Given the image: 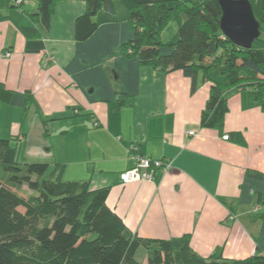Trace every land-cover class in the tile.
<instances>
[{
  "label": "crops",
  "instance_id": "obj_1",
  "mask_svg": "<svg viewBox=\"0 0 264 264\" xmlns=\"http://www.w3.org/2000/svg\"><path fill=\"white\" fill-rule=\"evenodd\" d=\"M22 10L33 14L38 5L25 0ZM116 10L115 16L99 13L98 30L77 42L76 20L87 3H58L50 33L42 31L46 49L40 54L26 52L20 15L3 12L10 16L0 22V83L16 93L30 92L36 101L26 114L19 108L7 139L18 153L23 148V161H47L34 163L50 170L58 166L62 181H87L93 190L109 187L107 206L133 235L159 240L190 235L191 249L202 259L261 256L264 218L253 210L264 182L249 174L264 175V110L250 103L246 91L233 92L223 128L203 129L210 84L193 94L182 72L163 73L126 57L122 47L134 31L124 7L117 3ZM49 55L56 64H46ZM118 94H127L122 108ZM67 118L73 119L59 120ZM188 132L196 137L188 138ZM46 146V155L35 154ZM132 147L171 161L172 171L123 184L120 174L133 167ZM22 192L33 194L26 186ZM232 212L235 220L229 221ZM143 254L141 263L147 264L148 252Z\"/></svg>",
  "mask_w": 264,
  "mask_h": 264
},
{
  "label": "trees",
  "instance_id": "obj_2",
  "mask_svg": "<svg viewBox=\"0 0 264 264\" xmlns=\"http://www.w3.org/2000/svg\"><path fill=\"white\" fill-rule=\"evenodd\" d=\"M34 1L38 10L30 14L22 10L25 0H0V22L9 19L4 11L20 15L26 52L40 54L46 49L42 31L50 33L55 7L67 0ZM83 1L87 12L76 20L77 42L87 41L98 30L99 13L115 16L118 3L127 11L134 31V38L122 47L126 57L163 73L182 72L191 80L193 94L210 84L201 117L203 129L223 128L233 92L246 91L250 103L264 110V0H249L261 31L249 50L223 35L217 0ZM173 25L176 34L164 41L162 34ZM126 99L127 94H118L117 108L125 106ZM0 103L25 114L36 105L30 92L16 93L3 83ZM48 123L43 122L45 127ZM17 157L12 139H0V264H142L137 259L142 248L148 252L147 264H264V253L245 260L202 259L192 251L190 235L176 240L133 235L107 206L109 187L93 190L87 181H62L58 166L50 170L46 164L20 163ZM249 176L264 182L261 173ZM24 186L33 194L23 193ZM254 203L262 208L256 218H264V194L256 193Z\"/></svg>",
  "mask_w": 264,
  "mask_h": 264
},
{
  "label": "water",
  "instance_id": "obj_3",
  "mask_svg": "<svg viewBox=\"0 0 264 264\" xmlns=\"http://www.w3.org/2000/svg\"><path fill=\"white\" fill-rule=\"evenodd\" d=\"M222 11L220 27L223 35L234 45L251 49L260 38L257 21L249 0H217Z\"/></svg>",
  "mask_w": 264,
  "mask_h": 264
},
{
  "label": "built area",
  "instance_id": "obj_4",
  "mask_svg": "<svg viewBox=\"0 0 264 264\" xmlns=\"http://www.w3.org/2000/svg\"><path fill=\"white\" fill-rule=\"evenodd\" d=\"M18 5L21 4V1L17 2ZM11 57L10 53L5 54V58L9 59ZM57 59L55 56L49 55L46 61V64H56ZM188 138L196 137L195 132H188ZM224 140H229V136H225ZM130 160L133 162V167L126 172L122 173L120 180L123 184H129L134 182H149L154 179L156 172L160 171L164 174H167L172 171L173 165L169 160H155L148 156L141 155L138 153L137 147H132L130 151ZM262 208L256 206L253 210V213H261ZM235 216L230 215L229 221H234Z\"/></svg>",
  "mask_w": 264,
  "mask_h": 264
},
{
  "label": "rangeland",
  "instance_id": "obj_5",
  "mask_svg": "<svg viewBox=\"0 0 264 264\" xmlns=\"http://www.w3.org/2000/svg\"><path fill=\"white\" fill-rule=\"evenodd\" d=\"M27 1H30V0H27ZM176 32H177V28L173 25V28H171V30H167L162 34V39L164 41H168L170 38H172L173 35L176 34ZM262 79H264V78H262ZM20 111L21 110L19 108H14V107L0 103V139L9 138V136L11 135V133H9V131L18 122V120L20 118L18 113ZM48 150H49V147L46 146V147H43V149L36 151L35 154L46 155ZM18 155H19L18 156L19 161L23 162V163L26 162V163L32 164L35 161L47 163V161H42L39 159H37L35 161H34V159H29L28 161H23L24 160V159L22 160L23 148L21 149V151H19ZM144 250L145 249L142 248L140 250V252L137 254V259L142 263L145 262V255L143 254Z\"/></svg>",
  "mask_w": 264,
  "mask_h": 264
}]
</instances>
